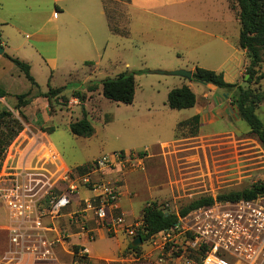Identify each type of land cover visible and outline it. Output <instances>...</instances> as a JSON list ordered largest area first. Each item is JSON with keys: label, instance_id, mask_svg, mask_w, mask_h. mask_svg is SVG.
I'll return each mask as SVG.
<instances>
[{"label": "crops", "instance_id": "0c3cea01", "mask_svg": "<svg viewBox=\"0 0 264 264\" xmlns=\"http://www.w3.org/2000/svg\"><path fill=\"white\" fill-rule=\"evenodd\" d=\"M229 1L128 0L126 10L128 33L123 35L111 30L104 0H0L1 44L5 52L28 62L30 71L33 61L42 60L52 71L59 68L64 75L69 74L71 81H80L75 89L86 90L89 93L95 90H88L83 84L95 80L94 74L102 66L116 67L118 63L121 66L112 70L111 77L127 70L145 69L152 73L157 69L186 68L193 71L196 66H201L222 71L227 81L242 82L243 77L247 75L245 68L249 59L245 49L239 45L240 22L235 11L229 6ZM26 29L32 30L34 35L32 44L23 40L22 36ZM113 37L117 40L113 44L114 49H109ZM26 44H29L31 49H27ZM123 50L132 55L131 58L121 54ZM141 74L143 73L135 76L136 90L133 102L123 104L132 105L135 102L139 86L137 78ZM199 83L204 88L200 92H195L185 77L174 75L169 81L167 93L172 87L188 84L196 94V103L192 107L182 109L171 108L169 105L167 109L164 103L165 117L168 119L164 123L157 121L148 126L158 131L164 130L168 138H153L150 145L135 142L144 130L138 126L136 114L131 115L124 127L117 130L115 139L110 136L101 139L99 148L88 143L75 145L71 136L92 138L96 134V128L91 136L73 134L69 124L77 118L61 111L49 114L48 98L38 96L45 102L46 114L45 112L41 114L46 118L40 121L42 127L32 128L24 125L20 132V142L13 150H8V147V151L5 152L6 164L42 165L55 170L52 182L55 183L54 191L60 193L66 191L68 187L67 181L59 179L64 171L77 170L78 166L89 164L94 158L117 150L144 151L143 167L128 170L116 164L91 173L93 180L103 179L119 187V199L115 208H108L107 220L114 215L122 214L128 224L142 223L144 206L149 201L158 200L168 190V187H163L161 178L155 173L157 169L162 168L164 161H168L170 145H173L178 137V123L196 114L200 118L199 127L202 121L205 123L216 121L225 116L240 117L224 88L212 83ZM100 85L102 89L101 82H98V91ZM74 88L63 91V94L69 97V104L72 106L78 103L77 98L72 95ZM34 89L37 90V87L31 84L29 90L34 93ZM97 95L103 100L100 93ZM38 97L33 98L30 103ZM148 97L154 99L151 95ZM83 104L92 121L88 102L84 101ZM80 113L78 118L83 114ZM108 114L104 115V124L111 122L112 117ZM106 115L109 116V120H106ZM35 121L37 123V120ZM50 126L54 129L45 130ZM47 147L57 155L55 165L48 162ZM97 194L98 191L92 190L89 186L79 185L71 195L72 201L64 214L54 221L57 226L71 231V237L57 247V259L53 263L77 264L74 262V247L85 246L88 263L92 264L102 262L158 264L155 258L156 250H153V247L150 250L145 249L149 251L144 257L135 258L132 254L123 257L121 255L123 249L134 239L128 235L127 237L131 239L129 243L122 244L117 241L114 246L111 245L109 239L116 238L118 234L124 233V230L119 227L117 231L111 232L100 223L94 209L89 206L90 203L96 202ZM0 204L7 212L6 222L0 224V264H26L25 260L11 262L8 227L12 224V219L8 208L1 202ZM83 208H86L87 230L85 233H79V225L70 221V214ZM99 237L105 239L107 243L101 246V253H94L93 245Z\"/></svg>", "mask_w": 264, "mask_h": 264}, {"label": "rangeland", "instance_id": "374dc122", "mask_svg": "<svg viewBox=\"0 0 264 264\" xmlns=\"http://www.w3.org/2000/svg\"><path fill=\"white\" fill-rule=\"evenodd\" d=\"M127 1L104 0L109 23L112 28L119 31H127ZM22 37H24L25 43L32 44L34 41L31 29H26ZM116 40V37L111 39L109 49H114L113 44ZM26 45L27 49H31L29 44ZM121 54L128 58L132 56L125 50ZM32 64L31 73L35 76L34 78H36L38 84L37 90L34 89V93H37V91L46 92L50 85L62 86L67 84L65 90L69 91L80 84V81H71L69 74L64 75L59 68L52 71L42 60L33 61ZM120 66V63L116 67L102 66L100 70L95 72V80L85 82L83 85L87 86L89 83L93 84L94 82L100 83L105 77L113 75L112 70ZM159 70L164 69H157L152 73L148 70L140 72L143 74L137 78L139 83L137 97L132 105L119 103L104 97L101 85L99 91L96 89L93 93L82 90L86 94L85 102L89 104V115H91L96 128V134L92 138L71 136L72 143L75 145L88 143L99 148L100 140L104 139L105 136L115 139L117 130L124 127V124L133 114L138 116V126L144 128L135 140L136 143L150 145L153 138H168L164 130L158 131V129L148 126L157 121L164 123L168 119L165 117L163 104L166 103V107L169 109L167 87L174 75L170 74V70H165L164 73H160ZM186 81L192 85L195 92H200L204 88L202 84L194 80L186 78ZM0 83L9 91L6 97H0V110L4 107L9 108L13 110L18 119L22 120L24 125L32 128H35V126L36 128L40 127V121L45 117L41 114L45 112V102L41 97H38L28 106H24L25 117L15 110L16 94L27 92L31 83L20 68L4 54H0ZM262 88L264 89V79ZM97 93L103 96V100L99 98ZM150 95L154 99L148 97ZM77 100V105L72 106L69 101L64 104L63 98L53 99L51 101L53 105L48 107V113L55 114L61 111L78 118L80 112L83 113V107L79 105L81 101L78 98ZM81 103L83 104V102ZM106 113H109L112 117L111 122L108 124H104ZM256 113L264 122V101L257 107ZM35 120H37V123H35ZM5 129V127L1 128V130ZM20 135L21 133L12 140L8 150H13L16 147L20 142ZM177 136L174 144L170 145L171 151L169 152L168 161H164L162 168L157 169L155 173L156 176L161 178L163 187H168V190L158 199L163 209L178 212L183 206L202 195L215 196L229 189L244 187L256 180H264V147L258 138L250 132V126L243 118L225 116V118H219L216 121L206 123L202 121L198 129L191 125L180 128ZM6 217V209L0 204V224L6 222ZM109 240L111 245L114 246L117 241L124 244L129 243L128 241L131 239L124 232ZM106 243L105 239L97 238L93 245L95 247L94 253H101V248ZM151 248L150 241L145 240L139 252L146 254ZM133 251L127 246L123 249L121 255L123 257L130 256ZM120 264L126 263L121 262Z\"/></svg>", "mask_w": 264, "mask_h": 264}, {"label": "built area", "instance_id": "2783aa9c", "mask_svg": "<svg viewBox=\"0 0 264 264\" xmlns=\"http://www.w3.org/2000/svg\"><path fill=\"white\" fill-rule=\"evenodd\" d=\"M48 162L55 165L57 155L47 147ZM143 151L117 150L94 158L89 169L64 171L59 179L68 182L67 190L54 191L55 170L42 165L6 164L0 169V202L10 213L9 253L14 260L32 264H54L56 249L71 237V231L55 224L71 203V195L79 185L98 191L91 204L97 219L111 232L121 227L132 239L142 223H126L124 215L109 217L108 208H115L119 187L103 179L93 180L92 171L120 165L123 169L144 166ZM87 207V206H86ZM85 233L86 208L70 214ZM156 250L158 264H264V197L215 201L179 215L177 222L148 239ZM74 262L87 264V248L73 250ZM132 255H146L134 250Z\"/></svg>", "mask_w": 264, "mask_h": 264}, {"label": "trees", "instance_id": "16d2710c", "mask_svg": "<svg viewBox=\"0 0 264 264\" xmlns=\"http://www.w3.org/2000/svg\"><path fill=\"white\" fill-rule=\"evenodd\" d=\"M229 6L236 13L240 22L239 45L245 49L249 59L245 68L247 78L243 77L242 82H230L224 77L222 71L196 66L193 70V77L205 83H212L218 87L224 88L231 97L232 104L237 108L238 114L250 126V132L255 135L262 146L264 147V122L256 113L257 107L264 101V89L260 83L264 78V0H230ZM110 24V23H109ZM111 27V25H110ZM114 32L126 35L127 31H119L111 27ZM1 43V38H0ZM10 60H12L20 70L25 74L33 87H38L37 81L30 71V64L19 57L3 52ZM147 71L142 70H127L111 77L107 76L101 80L102 94L110 100L122 103H132L136 90L137 73ZM68 85L59 87L49 86L48 91L32 93L31 90L16 94L17 103L15 110L25 117L23 107L29 104L34 97L44 96L49 100V105L52 107L53 99L63 98L64 104H67L69 97L63 94V91ZM88 90H96L98 83H89ZM9 94L7 89L0 84V97H6ZM72 95L78 98L81 102L86 99V94L81 89L72 91ZM196 103V94L188 84H183L179 87L172 88L167 95V104L171 108L182 109L194 106ZM52 109V108H51ZM106 120L109 116L106 115ZM199 115L196 114L189 119L182 120L178 123L177 129L191 125L198 129ZM5 127V130H1ZM73 134L78 136H91L95 132V127L89 119L87 111L83 108V114L80 118L72 120L69 124ZM24 123L18 119L12 110L2 108L0 110V169L5 152L12 140L23 130ZM50 126L45 130H53ZM144 152V151H143ZM89 169V165L78 166L77 170L84 172ZM264 197V180H256L252 183L241 187L229 189L220 192L217 195H202L189 204L183 206L178 212L165 210L160 206L158 200L149 201L142 211V226L138 229L137 235L142 236L143 242L148 240L152 235L169 228L174 225L179 215H184L188 211L200 206L211 205L215 201H236L242 198L254 199ZM129 248L141 251V245H133L132 242L128 245ZM75 250L78 246L74 247ZM87 264H92L91 262ZM103 264V262H102Z\"/></svg>", "mask_w": 264, "mask_h": 264}, {"label": "water", "instance_id": "95a60500", "mask_svg": "<svg viewBox=\"0 0 264 264\" xmlns=\"http://www.w3.org/2000/svg\"><path fill=\"white\" fill-rule=\"evenodd\" d=\"M3 52H4V47L0 43V53H3ZM159 72L164 73L166 71L165 70H159ZM169 72H170V74H173V75H179V76L185 77L187 79L199 81L193 77V71L191 69L178 68V69L170 70ZM247 77H248V74L245 76V78H247ZM199 82L205 83L204 81H199ZM82 107L84 108V104H82ZM142 243H143V239H142V236L140 234L136 235L134 237V239L132 240L133 245H142Z\"/></svg>", "mask_w": 264, "mask_h": 264}]
</instances>
